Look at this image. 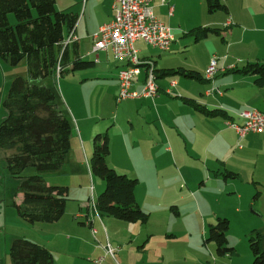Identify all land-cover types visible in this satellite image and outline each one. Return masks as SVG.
<instances>
[{
  "label": "crops",
  "instance_id": "0c3cea01",
  "mask_svg": "<svg viewBox=\"0 0 264 264\" xmlns=\"http://www.w3.org/2000/svg\"><path fill=\"white\" fill-rule=\"evenodd\" d=\"M222 1L226 9L210 11L208 0H154L155 14L171 28L174 41L166 51L143 40H137L135 47L142 60L153 62L158 92L153 97L120 100L122 103L114 115L110 114L108 120L96 121L100 116L81 110L71 90L80 83L83 86L103 82L109 96L117 100L118 74L126 62L116 59L111 50L93 52L94 35L114 17L113 0H56L58 10L78 14L74 33L80 58L93 59L94 65L90 68L102 65L99 66L102 70L81 75L77 70L68 73L72 77L64 78L60 71L56 72L55 90L61 106V97L67 105L68 112L63 109L69 113L73 133L62 169L44 176L49 184L68 186L69 199L63 216L52 223L25 225L16 208L0 205L4 229L9 217L14 225L23 226L25 230L15 232L12 237H28L46 246L53 253L54 264H94L97 258H103L101 264H132V255L142 252L138 244L142 238L140 222L101 215L91 204L92 198L96 201L101 193L96 192L95 175L91 172L93 139L105 127H108L110 147L106 160L119 173L138 181L141 172L146 171L137 168L138 163L145 166L149 162V175L155 181L161 179L162 170L165 171L162 166L166 165L175 167L181 179L187 181L185 168L190 177L199 179L203 186L207 187L205 182H212L213 196H222L226 204L220 207L218 215L223 214L230 223L233 214L242 213L246 217V228L249 225L251 230L260 229L264 233V132H248L240 137L228 124L229 121L242 123L238 114L243 110H264V86L256 83L253 74L238 71L248 63L264 62V0ZM11 20L15 21L13 16ZM203 28H216L218 33L208 31L207 36L197 38L191 32ZM112 57L116 60L115 68L108 63ZM214 59L216 71L208 77L207 70ZM0 61L7 64H0L4 66L2 78L3 88H6L20 73L17 67H8L10 62ZM139 69L141 73L132 85V90L138 92L147 77L142 64ZM180 70L195 71L198 76H187ZM1 94L0 91V97ZM192 103L223 113L212 116ZM146 143L149 154H142L140 147L145 146L146 150ZM1 169L5 178L8 175L5 164ZM230 172L235 176H228ZM135 195L144 211L148 214L154 211L148 204L144 205L146 197L141 195L138 184ZM4 196L0 190V200ZM13 197L16 203L23 200V194L17 190ZM4 199L6 204L9 198ZM179 200H185L183 195ZM248 209L256 215L248 213ZM11 243L5 241L1 264H14L9 255ZM108 243L116 248L115 259L105 251ZM246 261L251 264V257Z\"/></svg>",
  "mask_w": 264,
  "mask_h": 264
},
{
  "label": "trees",
  "instance_id": "16d2710c",
  "mask_svg": "<svg viewBox=\"0 0 264 264\" xmlns=\"http://www.w3.org/2000/svg\"><path fill=\"white\" fill-rule=\"evenodd\" d=\"M208 8L215 11L226 9V5L222 0H208ZM13 14L15 21L11 20ZM77 20L75 12L58 10L56 0H0V59L11 65L26 60L28 72V77L13 78L3 101L6 115L0 122V151L7 173L21 180L17 192L23 194V200L14 203L17 214L31 224L58 221L69 199L68 186L49 184L44 174L62 169L73 133L72 122L55 90L57 68L63 75L94 65L93 61L80 58L77 43L62 46ZM208 31L218 33L216 28L191 32L203 38ZM238 71L253 74L256 83L264 86V62L248 63ZM180 72L198 76L195 71ZM192 104L212 116L223 113ZM109 152L108 133H97L93 139L91 172L105 182V189L95 203L97 211L123 221L145 223L149 214L136 199L137 179L109 166L106 160ZM30 166L39 173L24 176V170ZM227 175L235 176L231 172ZM229 227L227 217H219L216 224H211L210 239L216 243L219 256L236 253L228 244ZM248 243L253 253L252 264H264L262 230H251ZM9 255L14 264H54L53 253L46 246L25 237L12 241Z\"/></svg>",
  "mask_w": 264,
  "mask_h": 264
},
{
  "label": "rangeland",
  "instance_id": "374dc122",
  "mask_svg": "<svg viewBox=\"0 0 264 264\" xmlns=\"http://www.w3.org/2000/svg\"><path fill=\"white\" fill-rule=\"evenodd\" d=\"M14 17V14L11 15ZM87 61V60H86ZM93 61V59H90ZM111 66L115 68L116 60L112 57L110 60ZM1 65H7L5 62L0 61ZM10 65V64H8ZM102 65H97L93 68H87L84 70L77 71V74H89L96 73L102 69ZM10 69L17 67L19 75L28 77L27 62L26 60L21 61L17 65L8 66ZM4 66L0 67V122L6 115V110L3 106V101L6 98L8 88H3L2 70ZM100 69V70H99ZM72 77L68 73H64L62 78L65 76ZM61 77L58 80V88L60 89ZM72 97L76 100L79 108L86 113H92L100 116L96 121L108 120L110 114L117 111V107L122 101H117L115 98H111L108 93V87L103 82L95 84H84L82 83L73 86L71 90ZM62 104L63 108L68 112L67 105L64 102L63 97ZM113 99V100H112ZM121 111V108H119ZM69 114V113H68ZM108 127L102 131L105 133ZM172 147V145H171ZM149 144L140 147L142 154H149ZM4 157L0 151V190L5 193L9 199L7 203L4 202V197L0 200V205H8L15 209L14 192L18 189L21 182L18 178H13L9 174L4 178L2 172V165L5 163L2 160ZM138 162V161H137ZM149 162L145 166H141L138 163L137 168H143L138 180V189L142 196H145L144 205L149 206V209H153L152 213L149 212V218L145 223H138L141 225L140 232L142 238L138 244L142 249L141 253L133 254L131 261L132 264H247L245 260L251 257V264L253 253L249 247L248 236L251 228L245 227L244 221L246 217L242 213L233 214L230 222V231L228 236V244L235 248L237 256H230L226 254L219 256L216 252V243L210 239V227L214 224L213 221L219 217H225L223 214H219L221 206H224L225 201L222 196L217 198L212 195L214 190L212 189V182H205L207 187L200 183V180L193 179L190 174L185 171L187 181H183L177 173V169L172 165L162 166L165 170H162V177L160 180L155 181L154 178L149 175ZM178 165L181 166L182 162L178 161ZM161 170V169H160ZM38 170L33 167H27L23 175L31 176L38 174ZM46 177L49 173L44 174ZM96 180V192L97 190L103 191L105 189V182L102 178L94 176ZM101 183V187L100 184ZM202 186L201 191H196L198 187ZM8 193V195H6ZM183 195L185 200L180 201L179 197ZM5 206V207H6ZM7 208V207H6ZM255 210V209H254ZM245 211V210H244ZM248 213H252L251 209L247 210ZM245 211V214H248ZM218 215V216H217ZM8 217V216H7ZM206 218V221L204 222ZM210 218V219H209ZM218 219V218H217ZM25 221V220H24ZM28 225L29 222H23ZM217 223V220L215 224ZM31 224V223H30ZM247 225V224H246ZM4 224V214L0 213V254L4 256L5 241L12 242L15 238L12 237L15 232H25L23 226L14 225L12 219L8 217L7 229ZM4 227V228H3ZM29 227V226H28ZM28 238V237H26ZM129 240V239H128ZM10 248V245H9ZM112 258H116L117 253ZM119 259V257H118ZM125 264V263H123Z\"/></svg>",
  "mask_w": 264,
  "mask_h": 264
},
{
  "label": "built area",
  "instance_id": "2783aa9c",
  "mask_svg": "<svg viewBox=\"0 0 264 264\" xmlns=\"http://www.w3.org/2000/svg\"><path fill=\"white\" fill-rule=\"evenodd\" d=\"M154 0H113L114 17L113 19L100 26L94 35L93 52L111 50L113 56L134 57L142 61V68H145L147 77L143 89L132 90V85L142 69L130 70L121 69L118 74L119 92L117 100L133 99L138 97H153L157 94L156 74L154 64L149 60H142L135 47L137 40L155 46L162 51L169 50L174 41V36L170 27L163 23L155 14ZM76 42L74 30H71L64 39L62 46L65 48ZM59 71V67L57 68ZM216 71V60L210 63L207 76L210 77ZM243 120L242 123L229 121L228 124L235 128L240 137L248 132H264V110L247 109L238 114ZM96 201L92 198L91 204L96 209ZM108 255L114 256L116 248L109 243L105 246ZM103 258L94 260V264H101Z\"/></svg>",
  "mask_w": 264,
  "mask_h": 264
},
{
  "label": "bare ground",
  "instance_id": "6f19581e",
  "mask_svg": "<svg viewBox=\"0 0 264 264\" xmlns=\"http://www.w3.org/2000/svg\"><path fill=\"white\" fill-rule=\"evenodd\" d=\"M117 59L126 62V66L123 67L122 69L137 70V67H139L142 64V61H139L134 57H121Z\"/></svg>",
  "mask_w": 264,
  "mask_h": 264
}]
</instances>
